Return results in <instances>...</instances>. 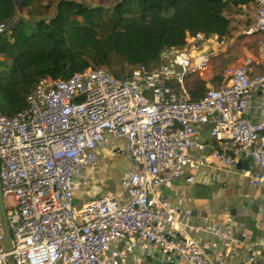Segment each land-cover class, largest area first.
I'll list each match as a JSON object with an SVG mask.
<instances>
[{
	"label": "built area",
	"instance_id": "2783aa9c",
	"mask_svg": "<svg viewBox=\"0 0 264 264\" xmlns=\"http://www.w3.org/2000/svg\"><path fill=\"white\" fill-rule=\"evenodd\" d=\"M254 6L244 34L260 36L258 54L228 66L219 86L208 82L199 99L188 81L217 58L218 35L191 36L163 64L141 65L123 80L104 67L44 78L26 110L12 117L0 111V177L13 242L8 252L0 210V264H10V256L15 264H153L154 254L169 264H225L239 244L230 221L195 226L193 211L162 198L160 189L181 179L193 184L214 162L233 167L241 151L260 170L253 185L264 187V121L249 116L256 93L253 109L264 111V0ZM6 29L0 25V33ZM203 125L212 144L197 140ZM121 139L132 163L122 183L126 199L102 196L78 208L77 191L92 187L87 172L98 152ZM200 231L225 252L213 258L193 236Z\"/></svg>",
	"mask_w": 264,
	"mask_h": 264
},
{
	"label": "trees",
	"instance_id": "16d2710c",
	"mask_svg": "<svg viewBox=\"0 0 264 264\" xmlns=\"http://www.w3.org/2000/svg\"><path fill=\"white\" fill-rule=\"evenodd\" d=\"M44 1L0 0V25H7L0 33V111L8 117L28 108V96L44 78L66 80L88 68L114 67L123 80L141 65L163 64L198 33L224 40L232 23L226 10L256 0H123L111 12L59 0L48 20L22 17ZM222 78L215 77L217 86ZM202 86L192 98L206 93Z\"/></svg>",
	"mask_w": 264,
	"mask_h": 264
},
{
	"label": "crops",
	"instance_id": "0c3cea01",
	"mask_svg": "<svg viewBox=\"0 0 264 264\" xmlns=\"http://www.w3.org/2000/svg\"><path fill=\"white\" fill-rule=\"evenodd\" d=\"M232 9L236 12L237 23L239 21L247 22L249 18L247 15L254 9V4L240 9L232 6ZM225 16L229 18L227 11ZM230 34L221 40L217 57H219L221 50L222 57H228L227 54L230 52L234 54L228 43L233 40H228ZM253 54L252 51H249L246 56ZM213 73L214 67L211 66L203 75L197 77L201 86L208 84L213 79ZM187 87L190 93L199 88L195 85L194 87L193 85L190 86L189 83ZM259 98L260 93H256L251 102L252 109L249 113V116L256 122L264 121V111L256 112L253 109ZM210 129L209 125L199 126L197 140L212 144ZM125 146L126 141L121 139L115 142L113 148L98 152L97 165L87 172V178L92 182V187L86 190L79 186L77 191L75 205L78 208H81L87 201L98 198L99 196L94 198L91 196L99 193L117 199H126L127 196L122 183L127 172L131 169L132 163L124 155ZM193 154L197 157L200 152L194 151ZM237 157L238 161L235 166L228 167L224 163L214 162L198 171L193 184H188L183 179L178 180L171 189L161 188L160 196L172 204L179 205L183 210L193 211V224L195 226H202L207 223L225 225L230 221L239 244L233 251L226 252L225 264H264V187L253 185L254 177L259 174L260 170L254 165L249 153L241 151ZM243 201L252 202L249 209L241 215L232 214L235 209L241 206ZM193 236L202 245L210 246L208 253L213 258L217 254L225 252L220 245L216 244L209 233L200 231L193 233ZM247 248L251 250L250 256L254 258L255 262L248 261L246 257ZM137 256H139L138 253L133 254L130 263ZM179 264L186 263L179 262Z\"/></svg>",
	"mask_w": 264,
	"mask_h": 264
},
{
	"label": "rangeland",
	"instance_id": "374dc122",
	"mask_svg": "<svg viewBox=\"0 0 264 264\" xmlns=\"http://www.w3.org/2000/svg\"><path fill=\"white\" fill-rule=\"evenodd\" d=\"M59 0H45L42 4L37 5L33 7L32 9L26 10L23 12L21 15L24 19H28L29 17H35L36 19H50L52 16L55 14V7L57 5ZM81 3H84L90 7H101L107 12H111L117 5H119L123 0H75ZM48 7V8H47ZM227 11V16L231 19V34L228 40L233 39L229 41L230 48L233 50L234 54H231V52L227 55H229L227 58L222 57V50L220 51L219 57L214 59L210 65L214 67V73H213V79L211 80V85L213 87H217L216 82H214L215 77L217 75H222L224 70L233 64L239 63L243 58L246 57L247 53L249 51L253 52L254 54H258L259 52V46H258V41L260 40V36H254V37H248L244 34V31L247 30L249 27L253 25V17L255 14V6L254 9L250 14L247 16L249 17L247 22H238L237 23V18H236V12L232 9V6L228 8ZM227 40V39H226ZM248 50V52H247ZM226 55V54H225ZM119 62V61H115ZM120 66V64H118ZM209 67V68H210ZM108 70L112 73L115 74L116 69L114 67H107ZM128 72V70H127ZM189 85L194 87L199 86L201 87V82L199 78L194 77L189 80ZM203 87V86H202ZM101 193L98 195H93L91 196L92 198L99 196L102 197ZM103 196H108V195H103ZM8 203L12 206L13 205V200L8 199ZM77 203V202H76Z\"/></svg>",
	"mask_w": 264,
	"mask_h": 264
},
{
	"label": "water",
	"instance_id": "95a60500",
	"mask_svg": "<svg viewBox=\"0 0 264 264\" xmlns=\"http://www.w3.org/2000/svg\"><path fill=\"white\" fill-rule=\"evenodd\" d=\"M11 24L14 23V20L10 21ZM165 53L163 54V56ZM154 67L156 65H153ZM245 153H249V151H244ZM238 166V165H237ZM252 202L251 201H243L241 203V206L238 207L233 211L232 214L234 215H241L242 213L246 212L247 209L251 206ZM0 210H1V215H2V222H3V232H4V237H5V247L8 252H12L13 249V242H12V231L10 228L9 224V219L6 211V206H5V197L3 193V187H2V181L0 177ZM166 256L162 254H154L153 257H149V260L154 263V264H169L165 261ZM10 264H15L14 259L12 256H10ZM175 264H179V261L177 260ZM245 264V263H243Z\"/></svg>",
	"mask_w": 264,
	"mask_h": 264
}]
</instances>
